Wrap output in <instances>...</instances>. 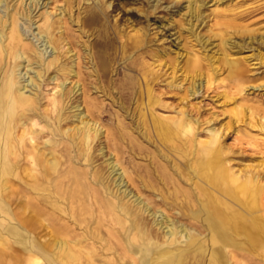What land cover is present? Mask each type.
Wrapping results in <instances>:
<instances>
[{"label": "rangeland", "instance_id": "obj_1", "mask_svg": "<svg viewBox=\"0 0 264 264\" xmlns=\"http://www.w3.org/2000/svg\"><path fill=\"white\" fill-rule=\"evenodd\" d=\"M47 2L50 10L62 9L65 14L55 19L53 34L62 36L65 49L82 55L85 78L94 73L86 78L89 109L82 100L79 104L83 113L89 110L86 119L97 122L103 134L89 147L81 138L65 135V128L79 124L71 116L78 112L67 110L60 125L48 104L58 82L43 89L47 99L42 101L37 128L46 136L36 144L45 159L55 151L60 166L44 176L31 172L27 162L20 179H11L4 196L16 219L9 226H16L19 233L11 235L3 264L24 257L23 229L17 221L32 215L40 225L38 215L27 209L41 201L52 211L48 196L67 211L69 226L80 233H97L94 202L79 185L94 186L96 173L107 177L111 157L150 198L169 199L160 207L189 226L201 225L194 214L203 205L215 210L222 201L237 209L224 191L229 189L245 202L237 184L254 181L263 189L254 206L247 203V222L264 226V0H116V11L104 8L102 19L95 21L89 18L86 0H42L35 22L26 24L35 34L38 25L46 26L40 19ZM104 56L109 57L106 64ZM68 59H61L51 77L71 63ZM71 87L67 82L68 92ZM51 114L56 120L52 126L45 117ZM188 122L190 129H185ZM212 128L219 132L215 139ZM48 139L57 144L44 145ZM99 230L107 233L106 228ZM35 232L42 242L53 239L46 227L30 236ZM145 253L158 264L156 250Z\"/></svg>", "mask_w": 264, "mask_h": 264}, {"label": "bare ground", "instance_id": "obj_2", "mask_svg": "<svg viewBox=\"0 0 264 264\" xmlns=\"http://www.w3.org/2000/svg\"><path fill=\"white\" fill-rule=\"evenodd\" d=\"M41 1L0 0V264L7 260L4 251L10 240L19 233L16 226H9L16 219L4 196L10 189L11 179H20L21 168L27 162L31 172L44 176L50 170L56 172L60 166L55 151H50L52 157L45 159L36 144L43 135L46 136L44 130L37 128V119L43 116L42 101L47 99L43 89L51 81L58 82L56 96L48 104L53 105V114L59 116L60 125L66 121L63 116L67 110L78 112L71 116L77 118L79 124L65 128V135L81 138V142H87L89 147L103 134L97 122L86 119L89 110L83 113L79 104L82 100L88 108L86 78L92 77L94 73H89L85 78L81 68L82 55L74 53L71 47L65 49L62 36L53 34L56 31L55 19L62 18L64 11L50 10L48 6L51 3L47 2L45 8H48L40 19L46 26L43 23L38 25L37 34L31 30L32 26H26L29 22H35L34 13L41 7ZM86 1L89 3V18L94 21L102 19L104 8L112 6L113 11H116V0ZM65 56H69L71 63L62 65L60 74L51 77ZM93 58L97 59L95 52ZM108 58L101 57L102 64H106ZM97 70L99 73L100 68ZM67 82L72 85L69 92ZM53 114L45 116L50 126L56 121ZM190 124L188 122L185 129H190ZM211 132L212 138L218 137L217 130ZM56 144L51 139L44 142L50 147ZM108 161V176L104 177L101 173L94 176L95 185L101 183V188L79 185L94 202L97 233H80L77 228L69 226L64 217L67 211L48 196L46 203L52 211H47L46 204L41 205V201L29 205L27 209L38 215L40 225H37L32 215L24 221H17L23 229L20 239L24 246V257L10 264H128V261L132 264H152L145 253L149 249L158 252V264H201L206 261L208 264H264V226L256 225L251 220L247 222V203L254 206L262 192V185L254 181L250 184L238 182L237 190L247 201L242 202L226 189L225 195L234 200L238 208L222 201L215 210L203 205L194 214L200 219L201 225L189 226L179 219L171 218L167 209H162L169 199L164 195H159L160 201L150 198L151 194L136 184L118 159L113 160L111 157ZM219 174V177L225 178V173ZM172 204L178 206L175 201ZM181 204L185 207L183 201ZM58 211L61 214L56 218L54 214ZM183 216L181 213V218ZM5 227L9 231H5ZM40 227L53 232V239L42 242L36 232L33 237L30 236ZM103 228H106V234L99 230ZM47 234L44 235L46 239ZM173 247L175 249L170 250Z\"/></svg>", "mask_w": 264, "mask_h": 264}]
</instances>
